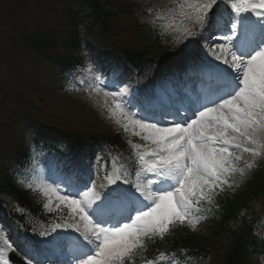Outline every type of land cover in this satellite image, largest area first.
<instances>
[{
    "label": "snow or ice",
    "instance_id": "1",
    "mask_svg": "<svg viewBox=\"0 0 264 264\" xmlns=\"http://www.w3.org/2000/svg\"><path fill=\"white\" fill-rule=\"evenodd\" d=\"M245 3L231 9L223 7L225 0L187 6L194 12L193 27L205 31L203 39H218L213 33L221 22L224 33V42L216 45L219 52H212L221 64L209 63L206 53L204 59L188 57L192 66L211 67L217 80L194 104L154 109L126 88L104 91L105 103L110 97V112H119L124 131L150 142L151 148L139 155L136 180L125 175L117 183L122 177L115 170L108 176L113 187L103 196L87 182L68 187L64 195L50 190L79 218L63 225L79 233L77 264H135L146 240L163 239L176 225L195 228L200 205H211L229 177L246 175L239 166L244 154L255 157L264 150V0L251 11ZM193 36L192 28H186L185 40ZM111 86L105 82L106 88Z\"/></svg>",
    "mask_w": 264,
    "mask_h": 264
},
{
    "label": "rangeland",
    "instance_id": "2",
    "mask_svg": "<svg viewBox=\"0 0 264 264\" xmlns=\"http://www.w3.org/2000/svg\"><path fill=\"white\" fill-rule=\"evenodd\" d=\"M99 1L105 5L106 9H109L112 15L110 22L112 43L116 44L117 47L131 49L134 47L142 49L146 45V42L142 41L140 31L142 29L139 28L143 23L139 24L138 18H135L140 16L142 11L145 12L143 16H152V12H150L152 9H163L156 16L157 19L168 23L173 21V24L152 22V25L154 27H169L172 40H179L180 36L184 35L187 26L184 24V20L189 16L192 17L194 13L187 6L204 2V0ZM138 5L142 8L137 12L135 6ZM81 9L84 15L89 14L82 0H0V176H5L9 168L13 167L12 158L18 155L21 146H25L30 132H32V129L28 128V125L22 120L13 118L15 112L21 108L28 110L33 115L35 124H40L43 129L45 127H49L50 130L54 128L59 137H61V134L65 135V133L87 136L100 134L111 128L122 129V127H117L119 124L110 112L111 98H107V105L105 103L104 91L112 90L105 87L103 74L110 72L111 66L107 60L109 54H106V47L99 40L94 26L89 24L85 29L81 27L82 31L93 30L86 40V44L81 46L82 54L85 55L91 48L94 55L96 52H102L107 56H105L106 59L103 62L105 67H102V69L96 68L92 71L88 67L83 70V73L88 74L84 75L85 77H89L91 71L94 73L93 86H90L92 89L77 87L75 82L69 84L68 80L60 81L56 68L52 66L51 61L44 58L42 53L38 52L37 54L36 51L28 49L24 45V36L35 30L50 31L60 36L65 35V30L70 27L69 15L74 11L82 12ZM131 10L134 12L132 13ZM143 18L145 19V17ZM193 22L194 18L190 23V26L192 25L190 28L196 34L197 30L196 26L193 27ZM177 23L181 25L177 26ZM83 25L85 24L82 23ZM87 45L89 48H87ZM60 49H62L61 52L64 48L61 47ZM174 49L178 50L179 47L174 46ZM100 62L102 61L98 63ZM146 62L151 61L147 60ZM126 66L121 64L119 72H122L123 69L130 71L129 67ZM96 80H100L101 85ZM125 88L129 91L128 87ZM114 116L118 118L117 114ZM118 121L122 125L124 124V121L121 122L119 118ZM128 135L130 136L129 133ZM48 137H52V135H48ZM249 156L251 155L244 154V160L239 163V165L245 163L241 167L246 168V175L250 171V168L247 167L249 163L245 162ZM256 157L262 158L264 162V150H261V154ZM33 160V168L31 166L27 170H22L16 184L23 190L38 194L40 199L37 206L47 219L48 216L45 213L54 214L60 220L57 223L62 225V231L70 234L75 233V229L63 227V225H68L67 221L72 223V221L79 218L75 217L65 204L57 200L56 193L50 191L51 189H60L64 180L62 177H67L70 171L74 175L73 170L68 169L62 172L61 165L58 170L54 171L48 165L49 161L46 156L38 153L34 155ZM119 160L124 164L125 162H131L132 158L126 159V155L121 153ZM46 162L48 164L45 166L44 163ZM64 162H69L68 156ZM87 175L85 182L89 183L92 172L87 170ZM94 179L92 187L89 188L97 193H102L106 189V182L96 176ZM63 189L65 190V188ZM59 194L64 195V193ZM100 195L102 196V194ZM59 210L64 213L61 217L58 216L57 211ZM25 218H28L26 211ZM52 218L54 219V216ZM0 228L3 229L4 233V237L0 239V264H9L6 255L17 245L16 248L20 252L27 254L28 246L32 243L29 239H32V237L25 236L20 241H16L15 232L11 229V226L9 228L0 225ZM210 251L211 255L207 264H220V254L223 253V249L212 247ZM246 264H257V262L250 258L246 261Z\"/></svg>",
    "mask_w": 264,
    "mask_h": 264
},
{
    "label": "trees",
    "instance_id": "3",
    "mask_svg": "<svg viewBox=\"0 0 264 264\" xmlns=\"http://www.w3.org/2000/svg\"><path fill=\"white\" fill-rule=\"evenodd\" d=\"M84 2H89L94 13V20L99 21L98 31L104 36L108 31V22L109 14L103 13L102 7L98 4V0H83ZM88 4V3H87ZM89 5V4H88ZM158 30H151L146 28V35L149 42L147 54H153L156 56H166L171 50L170 42L166 37L158 35ZM162 35L167 36V33H162ZM104 34V35H103ZM169 39V38H168ZM24 45L33 51H38L40 53L46 52L51 49H55L58 45L67 46L72 48L74 51L78 50L79 47V34L77 30L73 27H70L67 35L56 36L50 31L35 30L24 36ZM127 57L130 60V54H127ZM55 66L58 71H64L68 68L73 67L77 63H80V56L74 54H58L54 59ZM74 141L80 142V139L73 138ZM103 141L109 146L121 147L123 145V140L121 135H109L106 136ZM27 156V148L22 146L19 148L18 155L13 158L17 165H22ZM257 196V194H237L236 196L225 195V198L219 199V206L221 209L233 207L237 212L239 208H242V215L246 218L250 224L255 227L256 223H253V218L255 214H252V218L245 213L250 211V207L253 210H258L257 204L260 202V199L251 200L252 197ZM246 197V198H245ZM34 198L30 196V193L27 190H23L18 187L16 184V174L15 171L9 170L5 176H0V214L13 217L16 221H23L25 226L33 225L36 221L40 223L41 226H45L44 215L39 210L36 203L33 201ZM17 206L16 209L14 206ZM27 210L29 211L30 222H26V218L21 214H18V210ZM5 216V218H7ZM33 217V218H32ZM36 220V221H35ZM209 229L204 226L200 229L199 232L193 233L190 232L187 225L182 226L181 228L174 230L170 236L161 239L160 237H154L148 239L145 242L144 250L151 252L160 246L162 243L167 244L169 237L171 238V244L173 248L183 246L188 252H197L204 253L205 245H207V232ZM228 240L231 241V254L228 257L229 264H243L245 258L253 252L254 253H264V236L259 239L254 233H251L250 230L243 229L242 226L236 230L228 229ZM206 240V241H205ZM226 240V239H225ZM143 251L144 255L146 252ZM142 252V251H141ZM141 253L137 256L139 257ZM138 258H135V261Z\"/></svg>",
    "mask_w": 264,
    "mask_h": 264
},
{
    "label": "bare ground",
    "instance_id": "4",
    "mask_svg": "<svg viewBox=\"0 0 264 264\" xmlns=\"http://www.w3.org/2000/svg\"><path fill=\"white\" fill-rule=\"evenodd\" d=\"M254 1L253 0L249 1L248 2L249 4H246L245 6L247 8L248 7L252 8L253 5H257L258 6V3L254 4ZM256 1L259 2V0H256ZM232 5H233V3L229 2V8L228 9H231ZM222 28H223V25H222V22H221V24L218 26V30L217 31L223 32ZM198 36H199V38L203 39L204 34L202 32V28H200V33L198 34ZM203 40H205V39H203ZM222 42H224V41H222ZM197 48H200V46L196 45L195 49H197ZM205 49H206L205 53L207 54V56H206L207 61L209 63L214 61L216 64H218L219 61H215V57L212 55V52L213 51L217 52L219 49L212 47V49L210 50L208 44H206V48ZM205 53H204V58H205ZM178 69H179V66H177V70ZM150 70H155L156 73L159 72V68L157 66H155V65H153L151 63H146V64H144L142 66L141 70L136 75L126 74V76H127L126 81H128L129 83L135 85L134 91L140 97H143L142 94L146 91V89H149V88H151L152 91H154L155 95L158 94L160 91L164 90L163 85L159 81L155 82V78L150 75ZM211 73H215V72L212 71ZM205 74L207 76V73H205ZM197 78H198V75L195 74L194 75V80H197ZM169 82H172V80H169ZM216 83H217V80L215 79L214 80L215 86H216ZM206 86H208V85L203 83V87H206ZM148 91H150V90H148ZM202 91H203L202 86L197 88L196 91L191 90L190 88H186V94H187L186 97H187V99H189L192 102L193 101H197L199 98L204 97L202 95H206L207 93H209L208 91H206L205 94H201ZM154 94H151L149 96L144 97V102L143 103H144V105L146 107H151L152 108V107L156 106V104L158 103V101L160 99H162V96H157L155 98ZM165 95L167 97H170V98L176 100V101H179V99H176L175 96H172V94L170 92H165Z\"/></svg>",
    "mask_w": 264,
    "mask_h": 264
},
{
    "label": "water",
    "instance_id": "5",
    "mask_svg": "<svg viewBox=\"0 0 264 264\" xmlns=\"http://www.w3.org/2000/svg\"><path fill=\"white\" fill-rule=\"evenodd\" d=\"M14 257V256H13ZM12 259H14L15 260V257L14 258H12Z\"/></svg>",
    "mask_w": 264,
    "mask_h": 264
}]
</instances>
